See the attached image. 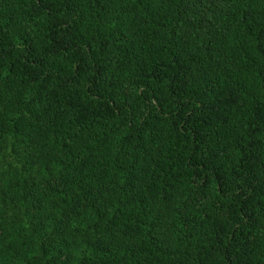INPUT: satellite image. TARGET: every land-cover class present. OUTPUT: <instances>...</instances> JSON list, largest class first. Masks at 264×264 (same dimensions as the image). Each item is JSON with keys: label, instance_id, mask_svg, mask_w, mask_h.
<instances>
[{"label": "trees", "instance_id": "16d2710c", "mask_svg": "<svg viewBox=\"0 0 264 264\" xmlns=\"http://www.w3.org/2000/svg\"><path fill=\"white\" fill-rule=\"evenodd\" d=\"M0 264H264V0H0Z\"/></svg>", "mask_w": 264, "mask_h": 264}]
</instances>
